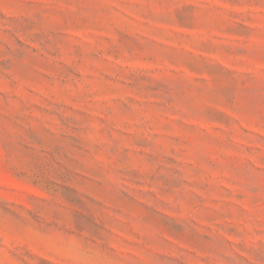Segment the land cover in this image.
<instances>
[{
	"label": "rangeland",
	"instance_id": "374dc122",
	"mask_svg": "<svg viewBox=\"0 0 264 264\" xmlns=\"http://www.w3.org/2000/svg\"><path fill=\"white\" fill-rule=\"evenodd\" d=\"M0 264H264V0H0Z\"/></svg>",
	"mask_w": 264,
	"mask_h": 264
}]
</instances>
